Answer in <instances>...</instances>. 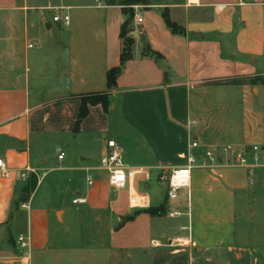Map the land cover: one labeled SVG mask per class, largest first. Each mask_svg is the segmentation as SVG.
I'll return each mask as SVG.
<instances>
[{
  "label": "crops",
  "instance_id": "crops-1",
  "mask_svg": "<svg viewBox=\"0 0 264 264\" xmlns=\"http://www.w3.org/2000/svg\"><path fill=\"white\" fill-rule=\"evenodd\" d=\"M122 9L106 0H0V67L9 74L0 84V158L8 169H0V264H130L135 253L137 264H264V239L254 243L248 224L244 240L237 231L238 202L250 188L244 167L193 170L191 217L174 218L184 222L180 229L191 226L184 236L159 216L138 212L146 208L119 205L117 197L145 194L150 207L162 205L167 194L155 204L151 181L162 190L163 168L182 165L193 140L264 146V0L137 5L143 22L135 16L131 24L133 56L110 90L108 71L121 62ZM65 14L69 25L54 21ZM32 35L40 42L55 37L56 71L47 68L44 48L30 54ZM19 65L26 67L18 71ZM46 78L56 85L46 90ZM100 92L110 94L109 110L91 105L75 131L81 96ZM117 116L143 132L149 148L127 164L143 172L121 189L100 168L106 140L114 139L106 134L108 122ZM64 150L71 155L60 159ZM184 190L183 198L167 201V212L185 207ZM69 191L72 200L87 202L72 201L68 209ZM260 214L264 220V207ZM94 220L101 237L93 240ZM66 224L72 231L62 230ZM20 235L30 237L29 249L19 246Z\"/></svg>",
  "mask_w": 264,
  "mask_h": 264
},
{
  "label": "built area",
  "instance_id": "built-area-1",
  "mask_svg": "<svg viewBox=\"0 0 264 264\" xmlns=\"http://www.w3.org/2000/svg\"><path fill=\"white\" fill-rule=\"evenodd\" d=\"M137 8V6H135ZM136 19L138 23L143 22V17L140 13H136ZM62 20L65 25L70 24V15L64 16L55 15L54 21ZM261 146L259 144L251 145H238L231 142L217 143L211 145H203L199 140H193L190 148L185 156V162L182 165L174 167H164L163 174L159 176L160 182L167 186L168 200H177L180 197L181 191L188 189L187 207L182 210L179 207H174L167 212V215L171 218L188 216L191 217V203H190V186L192 180V172L195 168H208L212 169L216 166H239L248 170V178L250 181H254L256 169L260 166H264L260 156ZM64 153L59 158L62 159ZM100 168L106 171L108 174V181L110 185L116 189L126 187L130 181H132L136 175L143 170L128 166L124 161V152L121 146L115 139L106 140V151L101 157ZM0 169L5 174L8 172L5 160L0 158ZM30 172H36V170H29ZM147 178H150L149 173H146ZM22 179L28 178L27 172L22 174ZM93 178L89 177L88 183L93 184ZM74 203H86L87 198L78 197L73 200ZM129 205L132 209L147 208L150 207V198L145 194L131 193L129 196ZM27 206L26 203L23 204ZM182 231H190V225H184L181 227ZM30 237L20 235L18 237V244L23 250H27L31 246ZM177 241H181L178 238Z\"/></svg>",
  "mask_w": 264,
  "mask_h": 264
},
{
  "label": "rangeland",
  "instance_id": "rangeland-1",
  "mask_svg": "<svg viewBox=\"0 0 264 264\" xmlns=\"http://www.w3.org/2000/svg\"><path fill=\"white\" fill-rule=\"evenodd\" d=\"M137 6V5H135ZM135 6L133 7L134 10H136ZM56 43V39L53 36H48L46 35L43 38V41H37V38H35L33 35L30 36V40H28L26 42L27 44H32L33 48L30 49V54L31 55H35V53L40 52L42 50V48H44L48 54H46V56L44 57L46 61V63H48L47 68L49 69V71L52 73L53 71H56V56H55V52L56 49L53 50V43ZM23 46L25 45V42L23 41L21 43ZM40 48V51H39ZM30 69H35L36 68V64H35V59L34 60H30ZM43 65V64H42ZM20 66V65H19ZM44 66V67H45ZM26 66H20L17 67L16 69L18 71H22ZM3 68L0 67V84L1 83H6L8 75L9 74H5L4 71H2ZM34 72V71H33ZM33 72L31 73V75H33ZM44 85L46 86V90L54 85H56V79H49L46 78ZM50 90V89H49ZM48 90V91H49ZM96 118V116L94 115V119ZM105 121V119H104ZM106 123L104 122V125ZM108 132L106 133L107 136L109 138H114L120 145L121 148L123 149L124 152V161L126 164H135L138 163V157L140 156V158H142V156L144 154L148 155L149 152V148H148V140L146 139L145 134H143V132H141L140 130L134 128V127H130L127 124H125L122 119L117 116L116 118L110 117V120L108 122ZM124 136V137H123ZM125 139V141H124ZM264 143V142H263ZM56 151V150H55ZM68 153L71 155V152L69 150H64V154ZM141 153V155L139 154ZM264 153V146L261 147L260 150V154ZM69 155V157H70ZM57 157V156H56ZM67 157V159L69 158ZM194 172V171H193ZM249 190L247 193V197L244 199V202L239 201V208H238V221H237V231L240 233V238H242V240H244L245 238V231H246V226L248 224V226H251V230L250 232L253 235V242L254 243H260L261 239H264V220L263 216H261V210L264 207V197L261 196V192H262V188L264 187V179L263 180H259L258 181H250V186H249ZM166 185H164L163 189H159L158 184L156 182V179L153 178L151 181V186H150V192L152 193L153 196V201L155 204H158L160 202V200L162 198L165 197V195L167 194L166 192ZM187 190H182L181 191V198L184 197V195H182V193H186ZM116 193H113V196H115ZM117 197L120 198L118 204L121 206H124L125 208H128V197H127V193L125 192H121L118 193L117 192ZM66 199V200H65ZM73 199V193L71 191H69L68 193H66V195L64 196V200H65V205L68 209H72V200ZM166 202V200H165ZM162 203L163 205H167V202ZM173 203L175 202L174 200L172 201ZM165 203V204H164ZM166 205H165V209L160 211L157 216H159V218L155 219L158 222L162 223L165 227L167 225H173V229L177 228V231L175 233L176 236L178 235H187L188 231H182L180 229V226L182 223H184L183 221L179 220L177 222V219H171V217H167V210H166ZM161 206V205H160ZM174 206V205H173ZM187 207V203L185 205V207H182L181 209H185ZM245 212V215H244ZM253 212V213H251ZM256 213H257V219L256 218ZM252 214V215H251ZM93 219V217L91 218ZM252 219V220H251ZM156 222V221H155ZM101 223H103V225H101V227L103 226L104 228V223L105 220L101 221ZM245 223V224H244ZM90 224V223H89ZM159 224V223H158ZM246 225V226H245ZM184 226V225H183ZM187 226V225H186ZM64 229H68V231H72L71 228L66 226L62 227ZM73 228V227H72ZM89 231H90V237H92V239L94 240L93 237H101V234H99V230L101 229L100 227H98V222L96 223V221L94 220L93 223H91V226L88 227ZM102 228V229H103ZM157 228V226H156ZM175 236V237H176ZM19 237V236H18ZM88 239H91V238ZM76 241L77 243L80 242V239L78 237V235H76ZM179 242V241H178ZM139 260V256L137 253H135L133 255V258H131L130 264H137V261ZM144 263V260H143Z\"/></svg>",
  "mask_w": 264,
  "mask_h": 264
},
{
  "label": "trees",
  "instance_id": "trees-1",
  "mask_svg": "<svg viewBox=\"0 0 264 264\" xmlns=\"http://www.w3.org/2000/svg\"><path fill=\"white\" fill-rule=\"evenodd\" d=\"M109 4H118L122 6L123 14L126 16L125 21L121 26L120 38L122 40V51L120 56V65L111 68L108 71V87L109 89H113L117 86L118 77L122 74L123 68L128 60H130L133 56V45L134 38L131 36V24L135 17V5H148L149 0H106ZM171 24V23H170ZM177 31V28L173 26ZM102 105L105 111L109 110L110 107V94L108 92H100V93H92L81 96V106L78 114V118L75 124V131L80 130L81 123L85 117L88 116L90 112L91 105ZM36 181V182H35ZM32 181V187H36L37 180ZM168 201V196L166 197V202ZM165 202V203H166ZM164 203V204H165ZM166 205V204H165ZM165 205H161L158 207H149L146 209H142L138 212L145 211L151 215H157L160 211L165 209Z\"/></svg>",
  "mask_w": 264,
  "mask_h": 264
}]
</instances>
